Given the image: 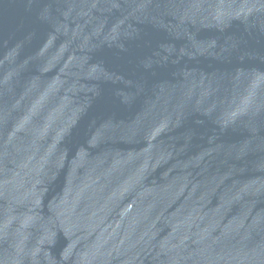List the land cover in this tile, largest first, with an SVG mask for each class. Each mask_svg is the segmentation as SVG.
<instances>
[{
  "label": "water",
  "instance_id": "obj_1",
  "mask_svg": "<svg viewBox=\"0 0 264 264\" xmlns=\"http://www.w3.org/2000/svg\"><path fill=\"white\" fill-rule=\"evenodd\" d=\"M0 264H264V0H0Z\"/></svg>",
  "mask_w": 264,
  "mask_h": 264
}]
</instances>
